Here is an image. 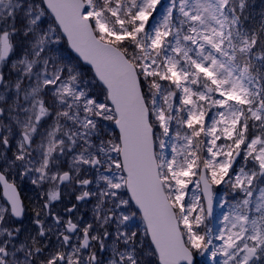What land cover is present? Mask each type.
Instances as JSON below:
<instances>
[{"label":"snow or ice","instance_id":"1","mask_svg":"<svg viewBox=\"0 0 264 264\" xmlns=\"http://www.w3.org/2000/svg\"><path fill=\"white\" fill-rule=\"evenodd\" d=\"M247 9L0 0V264H264V14ZM17 170L48 185L34 227ZM222 182L242 198L213 229Z\"/></svg>","mask_w":264,"mask_h":264},{"label":"flooded vegetation","instance_id":"2","mask_svg":"<svg viewBox=\"0 0 264 264\" xmlns=\"http://www.w3.org/2000/svg\"><path fill=\"white\" fill-rule=\"evenodd\" d=\"M67 165L65 164V168ZM8 180L9 182H14L16 184L17 192L20 196V199L23 201V204L25 206V212L22 221L20 222L24 228H28L30 226L34 227L32 225V217H33V207H35L37 204L42 202L41 193H46L48 191V185L45 183L41 186L32 184L31 180L32 177L30 176H24L21 177L19 175V170L10 172L8 174ZM63 191L67 192L68 189H64ZM71 199L74 202V197H69L65 195L63 197V202L58 203L56 207L60 209V211H63V208L67 206L66 202ZM6 200H4L2 195V189L0 186V205L6 204ZM81 216L82 219L85 222H90L92 219V211H91V203L89 204H83L81 203L79 205V211L73 213V217ZM75 239V237H73ZM54 240V237H53ZM107 255V254H103Z\"/></svg>","mask_w":264,"mask_h":264},{"label":"rangeland","instance_id":"3","mask_svg":"<svg viewBox=\"0 0 264 264\" xmlns=\"http://www.w3.org/2000/svg\"><path fill=\"white\" fill-rule=\"evenodd\" d=\"M178 98H176L174 100L175 103H177ZM177 125L175 123V121L172 122V132L173 134L175 133V129H176ZM219 143V142H218ZM157 150L158 149V146H157ZM168 152L170 153L171 152V148L169 147L168 149ZM243 157H238V160L237 162L235 163V169L236 171L239 170L241 164H243ZM251 165H249L250 167ZM233 175H235V172H233ZM196 178L194 177L193 178V181L195 180ZM226 186V184H224L223 182L220 184V185H215L213 184L212 185V190H213V215H212V222H211V225L210 227L213 228V229H218L220 227H223V224H222V221H223V216L225 213H227L229 211V203H227L224 198H223V195H222V188ZM195 195H201L200 193V189L197 190L196 189V185L194 182L192 183H189L188 185V189L186 191V196H185V199L188 200V199H191L193 198ZM92 207V205H91ZM196 256L198 257V260L202 261L204 264H219V257H216V258H211L210 257V254H204V255H201L199 253L196 254Z\"/></svg>","mask_w":264,"mask_h":264},{"label":"trees","instance_id":"4","mask_svg":"<svg viewBox=\"0 0 264 264\" xmlns=\"http://www.w3.org/2000/svg\"><path fill=\"white\" fill-rule=\"evenodd\" d=\"M165 2H167V0H165ZM246 2L248 4V9H247V12L245 13V15H248L251 17V19L245 21V25L248 26L254 20H259L261 15L264 14V0H246ZM63 47L67 50L68 54L71 55V53L69 52L65 42L63 44ZM178 103H179V101H177V104ZM222 195H223L224 200L229 204H233L237 200L242 198L241 195L239 194V190L233 191L229 185H226L222 188ZM212 220L213 219L206 221V223H208L209 227L211 225ZM135 223H137V224L140 223L138 218L135 221ZM146 243H147V241H146ZM196 254L199 255V252H194V256H196ZM153 264H155V262H153ZM194 264H204V263L202 261L198 260V257L196 256Z\"/></svg>","mask_w":264,"mask_h":264},{"label":"water","instance_id":"5","mask_svg":"<svg viewBox=\"0 0 264 264\" xmlns=\"http://www.w3.org/2000/svg\"><path fill=\"white\" fill-rule=\"evenodd\" d=\"M65 43H66V41H65ZM66 45H67V43H66ZM68 48V47H67ZM69 51L71 52V50L69 49ZM71 54L73 55V56H75V53H72L71 52ZM113 129L117 132V134H118V129H115L114 128V125H113ZM0 186H1V189H2V195H3V197H4V199L6 200V197L4 196V188H3V185L2 184H0ZM202 188H203V186L201 185L200 186V191H201V194H202ZM210 218V217H209ZM208 218V219H209Z\"/></svg>","mask_w":264,"mask_h":264}]
</instances>
